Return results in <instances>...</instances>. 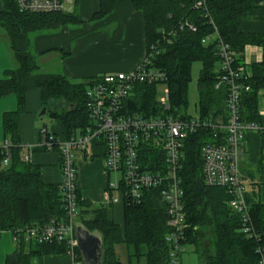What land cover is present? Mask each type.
Here are the masks:
<instances>
[{"label": "trees", "instance_id": "16d2710c", "mask_svg": "<svg viewBox=\"0 0 264 264\" xmlns=\"http://www.w3.org/2000/svg\"><path fill=\"white\" fill-rule=\"evenodd\" d=\"M119 1L100 0V10L91 21L110 16ZM131 1L144 16L148 54L152 46H161V53L153 59L152 67L167 73L170 109L166 110L159 102L157 90L160 85L138 84L133 95L125 101L121 115L144 118L172 115L186 120L212 123L221 120L226 123L228 93L225 86L216 88L222 75L216 46L202 43L213 28L201 12L193 8L196 0ZM2 2L4 10L0 12V26L6 30L16 68L0 81V96L14 94L19 105L17 111L4 117L3 123L6 139L12 143V147L8 166H3V155L0 156V235L27 226L44 225L54 219H67L62 186L45 185L40 179L39 168L23 158L18 122L21 114L26 112V93L40 90L43 108L52 119L61 122L66 139H70L77 131H85L89 126L87 92L97 79L72 83L60 72L44 68L31 51L32 40L36 36L58 33L64 27L80 28L84 22L77 15L76 7L72 13L37 14L21 12L15 0ZM208 9L221 37L237 53L236 67L243 61L246 46H260L264 51L263 35L246 34L239 30L244 21L264 22V0H210ZM187 19L196 23L197 33L178 31L172 44L163 42L162 30L168 32L175 29ZM194 63L202 64L198 80L199 115L189 117L188 85ZM245 84L250 86L251 91L242 94L241 120L245 123H262L264 119L259 114L258 102L260 92L264 90V58L260 64L253 66V75ZM224 134L216 127H209L200 129L185 142V160L180 176L188 228L183 245L196 246L201 264H259L258 249L264 248V204L259 193V187L264 184V163L260 162L254 171L246 175L241 171L242 181H247L249 187L246 195L252 222L261 234L255 240L242 232L241 216L230 206L233 199L230 189L208 187L205 183L203 148L222 143ZM49 137L42 135L41 143L49 140ZM57 149L55 147L53 150ZM46 151L49 150L45 146H38L32 152ZM140 161L151 170L155 162H164V156L156 155L154 148L146 145ZM77 197L76 223H83L90 231H98L102 235L103 264H123L117 251L122 246L128 250V264H140L142 258L146 264H170V248L166 242L169 232L166 206L157 191L146 192L141 205L124 203L123 227L109 218V209L114 205L92 207L82 201L79 190ZM205 231L209 233L206 235L208 250H205V242L199 234ZM16 245L6 264H43L45 256L67 254L66 246L59 242L22 240ZM77 253L81 260L79 250Z\"/></svg>", "mask_w": 264, "mask_h": 264}, {"label": "built area", "instance_id": "2783aa9c", "mask_svg": "<svg viewBox=\"0 0 264 264\" xmlns=\"http://www.w3.org/2000/svg\"><path fill=\"white\" fill-rule=\"evenodd\" d=\"M21 12L50 14L72 13L77 0H15ZM196 0L193 8L211 24L213 32L202 43L216 46L222 74L216 85L217 89H227V122L216 123L197 119H181L175 116L144 118L140 116L124 117L121 115L124 103L133 93L135 86L160 85L165 87V97L159 102L166 110L169 106V88L166 84L167 73L152 67V61L161 53V46H152L151 52L138 70L131 73H114L99 77L87 92V110L89 126L85 131H77L70 139L59 142L50 130L42 129V135H49V140L39 146L52 151L58 147L61 155L62 189L64 194L67 219L51 220L39 226H27L12 232L15 243L38 241L40 243L59 242L67 249V255L73 264H84L79 259L78 241L75 232L77 218V176L75 151L86 150L97 142L105 148L104 166L108 174H120V179L110 182L104 193L105 204L116 205L128 202L141 205L145 193L155 190L160 194L166 206L167 226L169 232L166 242L170 248V264H182L184 254L183 242L188 228L184 207L185 193L180 176L181 165L185 160V142L200 129L216 127L224 136L220 144H209L203 148L204 179L208 187H227L233 199L230 206L241 216L242 232L249 238L257 240L261 234L252 222L250 205L247 201L246 188L242 181V161L245 155V132L254 130L264 136L262 123H245L240 116L241 97L251 88L245 82L251 77L244 67L235 65L237 53L221 37L214 20L211 18L208 2ZM197 33L198 27L192 20H185L168 32L162 30L163 42L172 44L178 31ZM264 119V112L260 113ZM154 148L155 154H163L164 162L154 163L149 170L140 161L145 146ZM12 143L6 140L0 144L2 164L10 163L9 150ZM26 160V158H25ZM117 194V196H114ZM259 264H264V248H259Z\"/></svg>", "mask_w": 264, "mask_h": 264}, {"label": "crops", "instance_id": "0c3cea01", "mask_svg": "<svg viewBox=\"0 0 264 264\" xmlns=\"http://www.w3.org/2000/svg\"><path fill=\"white\" fill-rule=\"evenodd\" d=\"M100 3V0H79V17L84 22L80 28L64 27L58 33L39 35L32 40L31 51L41 58L44 64L49 62L51 65L58 66L60 73L75 84L107 74L134 72L148 56L144 16L135 9L132 1L120 0L110 16L91 24L94 15L100 10ZM3 10L4 5L0 0V12ZM102 28H104L103 32H101ZM239 30L246 34L264 36V22L244 21ZM263 58L262 47L246 46L240 66L252 76L253 66L260 64ZM15 68L16 61L6 30L0 26V81L5 80L8 73ZM25 100L26 112L21 114L18 122L20 146L24 148L23 158L39 168L40 179L45 185H61L62 169L59 149L46 152L32 151L41 144L42 129L50 130L54 139L59 142L66 140L62 124L59 120L52 119L56 123L52 130L46 125L36 128L28 114L37 108L40 109L39 106L43 107L40 90L28 91ZM18 105L19 100L16 95L0 96V144L7 140L3 124L4 117L8 113L17 111ZM258 107L259 114L264 112V104L258 102ZM244 148L245 155L241 171L246 175L254 171L260 162L264 163V136L254 130L246 131ZM74 154L78 171L77 185L82 201L89 203L92 207L105 205L104 193L111 182L110 175L104 166L105 148L93 142L86 150H77ZM256 178L259 179V177ZM259 193L261 202L264 204V184L259 187ZM109 218L119 226H124V202L109 209ZM199 234L202 238L203 233ZM205 247V250H208L206 245ZM16 248L12 232L2 233L0 264H6L7 257L14 253ZM122 248H117V251L120 252ZM125 251V262L128 264L126 247ZM43 264H73V260L67 254L50 255L44 257Z\"/></svg>", "mask_w": 264, "mask_h": 264}, {"label": "rangeland", "instance_id": "374dc122", "mask_svg": "<svg viewBox=\"0 0 264 264\" xmlns=\"http://www.w3.org/2000/svg\"><path fill=\"white\" fill-rule=\"evenodd\" d=\"M78 4L75 5L77 11V15H79L78 10H80V4H79V0L77 2ZM99 22V21H98ZM96 22H91V24H94ZM104 31V28H102L101 32ZM39 58V57H38ZM38 61L43 64V67L46 69H51V70H56L57 72H60L58 66L56 67V65L54 64H50L49 62H46L44 64V61L39 58ZM202 69V64L201 63H194L193 67H192V73H191V81L189 82L188 85V107H187V114L189 117H198V113H199V90H198V80L200 77V72ZM157 97L158 99H162L165 97V87L163 86H159L158 90H157ZM259 102H261V104H264V92L262 91L260 93V100ZM39 108H37L35 111L30 112L28 115L31 116V118L33 119V124L36 128L39 129V127H42L43 125H46L48 128H50L51 130L54 128L55 126V122L54 120H52L49 112L46 111L45 114H43V110L45 108L39 106ZM53 132V131H52ZM54 136V135H53ZM120 174H114L112 173L110 175V181L111 182H116L117 180L120 179ZM244 185L246 190L249 189L248 187V183L247 181H244ZM79 211V209H78ZM203 233V232H202ZM206 235H209V233H205L202 234V241L204 240V244L208 246L209 248V241L206 238ZM203 244V245H204ZM122 250L119 252V256L121 258V261L123 264H126L125 262V258H126V251H125V246H122ZM128 251V250H127ZM143 260H141L140 264H146V260L144 258H142ZM182 264H201V261L199 259L198 253H197V249L195 245H185L184 246V254L182 257Z\"/></svg>", "mask_w": 264, "mask_h": 264}, {"label": "water", "instance_id": "95a60500", "mask_svg": "<svg viewBox=\"0 0 264 264\" xmlns=\"http://www.w3.org/2000/svg\"><path fill=\"white\" fill-rule=\"evenodd\" d=\"M46 109L43 110V114ZM78 250L84 264H103L104 240L98 231H90L83 223H75Z\"/></svg>", "mask_w": 264, "mask_h": 264}]
</instances>
